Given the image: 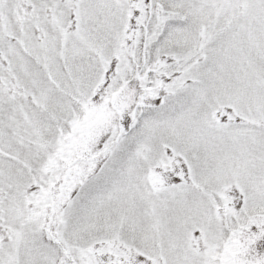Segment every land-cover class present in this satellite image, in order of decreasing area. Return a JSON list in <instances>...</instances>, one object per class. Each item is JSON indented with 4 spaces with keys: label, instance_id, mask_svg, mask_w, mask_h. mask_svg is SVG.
I'll return each instance as SVG.
<instances>
[{
    "label": "snow or ice",
    "instance_id": "obj_1",
    "mask_svg": "<svg viewBox=\"0 0 264 264\" xmlns=\"http://www.w3.org/2000/svg\"><path fill=\"white\" fill-rule=\"evenodd\" d=\"M0 264H264V0H0Z\"/></svg>",
    "mask_w": 264,
    "mask_h": 264
}]
</instances>
